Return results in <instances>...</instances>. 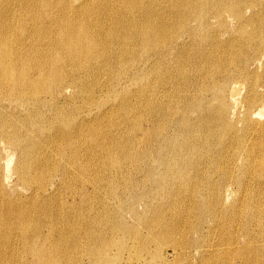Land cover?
Segmentation results:
<instances>
[{
  "label": "bare ground",
  "instance_id": "6f19581e",
  "mask_svg": "<svg viewBox=\"0 0 264 264\" xmlns=\"http://www.w3.org/2000/svg\"><path fill=\"white\" fill-rule=\"evenodd\" d=\"M128 85L135 102H124L121 113L133 131L131 145L119 150L142 176L136 184L144 191L132 193L130 206L147 230L138 231L139 246L166 238L182 251L191 247L190 232L175 240L177 227L201 233L206 221L228 213L239 231L221 238L228 260L264 264V0H0V257L17 231L32 256L20 264L70 263L61 252L78 248L80 238L39 240L44 226L69 232L58 229L49 204L86 170L82 155L115 152L118 142L103 127L64 122L60 105L82 92L93 103L94 92ZM115 100L103 104L110 109ZM118 231L136 233L121 215L109 229ZM109 238H100L105 250ZM8 256L2 264L15 255Z\"/></svg>",
  "mask_w": 264,
  "mask_h": 264
},
{
  "label": "rangeland",
  "instance_id": "374dc122",
  "mask_svg": "<svg viewBox=\"0 0 264 264\" xmlns=\"http://www.w3.org/2000/svg\"><path fill=\"white\" fill-rule=\"evenodd\" d=\"M30 12L31 11H29V13ZM21 13L24 14L23 12H21ZM46 22L49 23L48 21H46ZM222 34H223V38H225L224 40L229 42L231 39L229 37V34H226V33H222ZM111 61H112L111 63L113 65L114 71L117 72L120 68V65L117 62H115V60L113 58L111 59ZM150 67L151 66L149 65V68ZM127 71L128 72L126 74L130 75L131 74V68L128 69ZM154 74H156V71L155 72L152 71V72H150V74L148 73L147 75L153 76ZM133 89L134 88L132 87V85H128L125 88L115 87L112 90H108L109 91L108 94L106 93L107 91H102V90L94 92L93 93V96H94L93 97V99H94L93 103L91 101L92 95L90 96L89 92H87V93L82 92L79 94L81 96L75 97L71 102L67 103L66 105H60V106L66 107V109L61 114V116L63 117V121L64 122L70 121L71 126L75 127L77 125H89V126L90 125H93V126L97 125L98 128H102V127H103V129L105 128V131H107V132L112 131L116 135L115 141L118 143L116 144L115 147H118V150L116 149L115 152L112 150L113 152L107 153V154L106 153L96 154V153L92 152V154H89V157H87V156L85 157L84 155H82V157H81L83 159L82 163H83V165H86V170L85 171L81 170V173H80V170L78 169L79 174L75 172L73 175H71L70 176L71 182L69 181V183H68L69 185L68 186L66 185L67 187H65V186L60 187L58 189V191H56L57 196H55L54 199L52 198L53 201H52V203L49 204V209H52L53 212L55 211L54 213H55V215H57L55 220H56V225H57L58 229L62 228V227L67 228L69 230V232H61L60 233V232L56 231V228H55L53 230H55L54 232H56V233H54V232L51 233V232H49L51 229L47 230L48 227L44 226L43 232H39V240L45 242L46 244H48V242L50 243L52 241L60 242L61 239L59 237H61V235H63V233H68L69 235H71L72 237H74L77 240L79 238L80 239L83 238L81 240L79 239V241H80V243H82V245L79 244L80 246L78 248L76 247V249L72 248V250H71L72 252L71 251L70 252H65V251L61 252L62 254L64 253L67 256L69 255L68 257L70 258V260H71L70 263L72 262V264H78V262H79V264H83V263L84 264H104V263L106 264L107 262L103 261L104 259H102L105 254L109 255L108 257L110 258L109 259L110 261L107 264H241L240 260L238 258H235L237 256L234 255L232 257L233 259H231L229 261L228 260V257H229L228 254L226 255V253H224V248H227V247L222 245L223 240L221 238H223V236L225 234L229 235L228 233L234 234L235 232H239L237 229L234 217L229 216L228 213L220 214L221 216L219 215L217 218L215 217L214 221H213V219L206 221L200 230L201 233H194V231L192 230L193 228L189 224H187L186 226L177 227L176 231H179L180 233L174 232V234H175L174 239L175 240H182V231L183 230L185 232H187V231L190 232L188 237H189V241H190L189 243L191 244V247L190 248L184 247L183 249L180 248L182 251H179L178 249L175 250L174 246H172L174 240L170 239V240L166 241V238L159 239V240H153V242L151 241V243L148 245L147 249L139 246V238H141V237L138 236V234H139L138 231H141L142 236H144L147 234V230L145 228V225H141L142 223H138V221L134 217V215L131 214L130 206H131V202H132V193L133 192L142 193L144 191V187L142 185L136 184V181H138L137 176H139V179L142 178V176L140 174L139 175L136 174L135 164H132V162L130 163V160L127 157H125V154L123 153V151L119 150V148L124 146L125 144L129 145V146L131 145L130 139H131L132 131H133V129H132V126H133L132 123L133 122L131 123L132 120H130V119L124 120L125 118L121 112H122V110H124V105H123L124 102H125V104H130V107L134 104L135 100H133V98H132ZM102 94H106V95H103L101 97ZM108 96H111V97H108ZM110 98L116 99V100H115L114 104L112 105V107L110 109H108L109 106H106V104L104 105L103 103L105 102V100H108ZM97 100L99 103L97 102ZM61 103L65 104V102H63V101H61ZM92 104H94V105H92ZM98 104H101V106L103 108H99L100 106L98 108H94V109L92 108V107H96ZM98 109L100 111V114H102L103 112H106V115L102 114L103 117L101 119H99L100 121H95L93 114L96 111H98ZM109 112H110V114H111V112H114V113L112 114V116H110ZM118 112H120V113H118ZM49 113H50V111H47V114H49ZM116 116H118V118ZM115 119H117V120H115ZM129 122H130V124H129ZM111 124L113 127L111 126ZM105 126H107L109 129ZM116 129H117V131H116ZM128 142H130V143H128ZM110 143H111L110 139H106V142L104 140V145L109 146ZM105 156H106V158H104ZM107 156H109V157L114 156V157L120 158L122 161L120 166L113 165L112 162H110V161H112L111 158H109ZM123 158H125V159H123ZM125 160L126 161L128 160V161L126 162ZM98 161H99V163H98ZM123 161H125L126 163ZM97 163H98V166H97ZM94 164L96 167L95 166L93 167ZM89 168H91V169H89ZM87 172H88V174H87ZM101 172L103 174H101ZM90 173H92V174H90ZM115 175H116V177H114ZM121 175L123 178L121 177ZM47 177L49 178V175L46 176L45 183L48 182ZM115 178H118V180ZM129 178H130V180H129ZM125 179L127 180V182ZM85 180H86L87 184L85 183ZM123 181H125V182H123ZM88 182H89V184H88ZM125 183L130 184L132 186H129ZM113 184L115 185L116 189L114 188ZM95 186H96V188H95ZM64 187L66 188V190L63 189ZM93 187H94V189H93ZM203 188H204V191L207 190L206 184L203 185ZM233 188H235V190L237 191L238 194H240V192L243 190V189L238 188V186H234ZM73 189L77 190V191L74 192ZM97 189H99V191ZM25 190L26 189L18 188L17 191L18 192H25ZM80 190H82V191L80 192ZM47 196L49 197V195H47ZM51 196H54V195L51 194ZM106 196H108V197H106ZM110 196H112V197H110ZM105 197L107 199H105ZM117 201H118V203H117ZM149 201H151V200L149 199ZM188 203H189L188 200L186 202H184V205L182 206L183 209H184V207L186 208ZM219 205L220 204H218L217 207ZM144 208L145 207H143V205L140 206V211H143ZM60 212H61V214H60ZM120 215L123 216V220L128 225H132V227L135 228L136 233L132 232V233L123 234L121 231L120 232L119 231L118 232H109L110 226L114 225L115 220L118 217H120ZM179 220H180V218H179ZM93 221L94 222L96 221L95 223H97L98 225L95 224ZM59 222H61V223H59ZM69 223H71V224L69 225ZM59 226H61V227H59ZM68 226L70 228H68ZM241 232H244V231L241 229ZM20 234H21V232H17V231H14L11 234L9 243L11 244L12 249L10 247L4 246L5 250L3 251V253H4V255L9 254V256L7 257L8 259L11 256L15 255V256H13V258H15V260L13 258H11L10 260L6 261L7 263H8V261H10V264H12V263L13 264H20L22 259H24V260L27 259L26 261H32L31 260L32 256H29L28 254H26L24 252L23 244L20 245L18 243V235H20ZM47 234L49 236H47ZM57 234L59 237L57 236ZM102 235L106 236L107 238L110 237L109 243L106 246V250L102 246V241L100 242V238ZM50 236L51 237L54 236V237L50 238ZM55 237H57V238H55ZM46 238H48L47 240H49V241H47ZM120 238H121L122 242L118 243L117 241H119ZM12 242L16 243V248H13ZM84 243H85L86 247H85ZM87 244H89V245L87 246ZM91 246H93V247H91ZM1 248L2 247L0 246V249ZM19 250H21V251H19ZM73 250H75V251H73ZM13 251H14V253H13ZM100 252L101 253L103 252V253L101 254ZM180 252H181V254H180ZM15 253H18V254L16 255ZM0 254H1V252H0ZM21 254H24V255H21ZM70 254L72 257L70 256ZM74 254H76V256ZM77 254H78V256H77ZM4 255L2 258L0 257V263H1V261H3V263H4V261H5ZM81 255L83 258L79 259V258H81ZM156 255H158L159 257L157 256L158 257L157 258ZM19 256H20V258H18ZM92 256H95V257H92ZM96 256H98V257H96ZM101 256H102V258H100ZM21 257H22V259H21ZM120 257H123V258L118 260ZM71 258H73V259H71ZM61 259L62 258L59 257V260H61ZM121 261H125L126 263L121 262Z\"/></svg>",
  "mask_w": 264,
  "mask_h": 264
}]
</instances>
